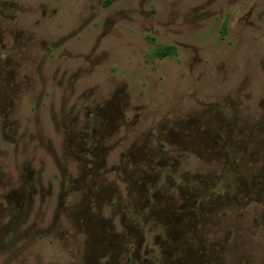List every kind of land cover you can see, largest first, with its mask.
<instances>
[{"label":"rangeland","instance_id":"rangeland-1","mask_svg":"<svg viewBox=\"0 0 264 264\" xmlns=\"http://www.w3.org/2000/svg\"><path fill=\"white\" fill-rule=\"evenodd\" d=\"M0 264H264V0H0Z\"/></svg>","mask_w":264,"mask_h":264},{"label":"trees","instance_id":"trees-1","mask_svg":"<svg viewBox=\"0 0 264 264\" xmlns=\"http://www.w3.org/2000/svg\"><path fill=\"white\" fill-rule=\"evenodd\" d=\"M166 53H167V50H166L165 48H163V49H159V50H157V51L155 52V54L158 55V56H163V55H165Z\"/></svg>","mask_w":264,"mask_h":264}]
</instances>
